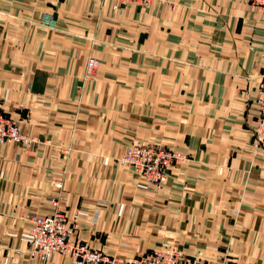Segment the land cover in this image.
<instances>
[{
	"label": "crops",
	"instance_id": "0c3cea01",
	"mask_svg": "<svg viewBox=\"0 0 264 264\" xmlns=\"http://www.w3.org/2000/svg\"><path fill=\"white\" fill-rule=\"evenodd\" d=\"M113 5L0 0V110L39 139L0 146V264H71L28 253L29 218L58 210L77 217L72 240L118 264L169 244L184 264H264V11ZM136 142L188 159L152 184L118 162Z\"/></svg>",
	"mask_w": 264,
	"mask_h": 264
},
{
	"label": "built area",
	"instance_id": "2783aa9c",
	"mask_svg": "<svg viewBox=\"0 0 264 264\" xmlns=\"http://www.w3.org/2000/svg\"><path fill=\"white\" fill-rule=\"evenodd\" d=\"M115 8L128 4H152L159 0H114ZM254 6L264 11V0H251ZM99 64L96 57H90L86 66V75L94 74ZM259 117L254 123L256 145L264 141V74L258 84V97L255 100ZM22 145L26 151L39 139L22 131L19 123L0 111V146L5 142ZM188 155L179 150L136 142L128 147L119 163L130 166L135 174L152 184H163L169 176V170L176 162H183ZM31 242L28 253L45 260L52 254L62 253L72 257L71 264H118L115 257L104 251L92 248L88 243L72 240L77 228V217L69 216L58 210L47 216H32ZM185 254L173 245L139 254L130 264H184Z\"/></svg>",
	"mask_w": 264,
	"mask_h": 264
},
{
	"label": "rangeland",
	"instance_id": "374dc122",
	"mask_svg": "<svg viewBox=\"0 0 264 264\" xmlns=\"http://www.w3.org/2000/svg\"><path fill=\"white\" fill-rule=\"evenodd\" d=\"M115 3H116V2L114 1V5H115ZM153 4H157V2L152 3V5H153ZM114 5H113V7H114ZM128 5L148 6V5H151V4H147V5L142 4V5H140V4H134V3H132V4H128ZM122 6H126V5H122ZM120 7H121V6H119L118 8H120ZM114 8H115V7H114ZM98 66H99V64H98ZM97 68H98V67H97ZM96 71H97V69L95 70V72H96ZM95 72H94V74H95ZM94 74H93V75H94ZM85 75H86V74H85ZM93 75H91V76H87V75H86V77H92ZM0 111H1L3 114H5L6 116H8V115H7L5 112H3L2 110H0ZM8 142H10V141H8ZM260 144H261V143H260ZM154 146H155V145H154ZM163 147H165V146H163ZM166 148H168V147H166ZM124 154H125V153H124ZM124 154H123V155H124ZM123 155H122V156H123ZM122 156H121V157H122ZM121 157H120V158H121ZM120 158H119V159H120ZM119 159H118V162H119ZM176 163H177V162H176ZM121 165H123V164H121ZM173 165H174V164H173ZM126 166H128V165H126ZM129 167H130V166H129ZM130 168H131V167H130ZM169 245H171V244H169ZM167 246H168V245H167Z\"/></svg>",
	"mask_w": 264,
	"mask_h": 264
},
{
	"label": "bare ground",
	"instance_id": "6f19581e",
	"mask_svg": "<svg viewBox=\"0 0 264 264\" xmlns=\"http://www.w3.org/2000/svg\"><path fill=\"white\" fill-rule=\"evenodd\" d=\"M159 1H162V0H159ZM259 1H262V0H259ZM261 79H262V78H261ZM261 79H260V80H261ZM31 136H32V135H31Z\"/></svg>",
	"mask_w": 264,
	"mask_h": 264
}]
</instances>
